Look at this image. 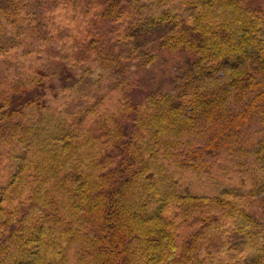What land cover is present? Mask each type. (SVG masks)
Segmentation results:
<instances>
[{
  "label": "trees",
  "instance_id": "16d2710c",
  "mask_svg": "<svg viewBox=\"0 0 264 264\" xmlns=\"http://www.w3.org/2000/svg\"><path fill=\"white\" fill-rule=\"evenodd\" d=\"M83 1L0 0V264H264V9Z\"/></svg>",
  "mask_w": 264,
  "mask_h": 264
},
{
  "label": "rangeland",
  "instance_id": "374dc122",
  "mask_svg": "<svg viewBox=\"0 0 264 264\" xmlns=\"http://www.w3.org/2000/svg\"><path fill=\"white\" fill-rule=\"evenodd\" d=\"M55 1L56 0H41V2L46 5L54 3ZM88 2L89 0L83 1V5L86 9H89ZM247 3L264 9V0H247ZM91 29V31L96 32V36H101L100 39L97 40V45L99 46H101L100 44L106 43L109 38H117L116 36L118 33H115V31L110 32L109 29H102L100 23L92 24ZM136 38L140 41L139 43L143 45L139 53L140 63L136 66L139 77L132 90V96L137 101L143 98L148 92H159L165 86L176 85L178 82L176 74L183 72L185 69L184 65L187 63L189 57L184 50H179V55L174 54L167 56L164 52L160 51L159 45H153V41L147 42L149 39L148 36L141 39V37H137L136 35ZM156 51H159L160 54L155 57V60H150V57L154 55ZM172 70H174L175 74L171 72ZM231 71L232 67L227 66L219 70L216 76H221L222 78L223 76H227Z\"/></svg>",
  "mask_w": 264,
  "mask_h": 264
}]
</instances>
